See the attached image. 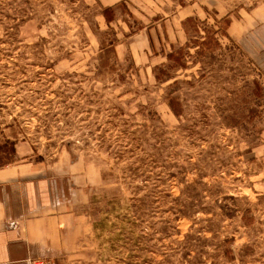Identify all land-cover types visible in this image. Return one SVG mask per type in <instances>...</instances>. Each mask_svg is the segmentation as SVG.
<instances>
[{
	"label": "rangeland",
	"instance_id": "1",
	"mask_svg": "<svg viewBox=\"0 0 264 264\" xmlns=\"http://www.w3.org/2000/svg\"><path fill=\"white\" fill-rule=\"evenodd\" d=\"M24 143L88 183L59 264H264V0H0L2 166Z\"/></svg>",
	"mask_w": 264,
	"mask_h": 264
},
{
	"label": "crops",
	"instance_id": "2",
	"mask_svg": "<svg viewBox=\"0 0 264 264\" xmlns=\"http://www.w3.org/2000/svg\"><path fill=\"white\" fill-rule=\"evenodd\" d=\"M16 146L22 163L0 166V264H22L48 253L77 250L88 183L79 185L72 162L46 165ZM19 161V160H18Z\"/></svg>",
	"mask_w": 264,
	"mask_h": 264
},
{
	"label": "trees",
	"instance_id": "3",
	"mask_svg": "<svg viewBox=\"0 0 264 264\" xmlns=\"http://www.w3.org/2000/svg\"><path fill=\"white\" fill-rule=\"evenodd\" d=\"M187 20H191V18H188ZM110 45L112 46L113 43H111ZM180 54H182V55H180ZM166 58L169 61V63L173 62L172 66H179V67H185L186 66V63L184 61L183 48H179V49L174 50L170 53H167ZM159 71L164 75L167 74V71H165L163 68H159ZM158 77H159V79L161 78L159 75H158ZM168 104L171 107V109L173 110V112L176 114L174 106L172 105L171 101ZM7 162L8 161L3 162L2 159L0 158V166H2L4 163H7Z\"/></svg>",
	"mask_w": 264,
	"mask_h": 264
},
{
	"label": "built area",
	"instance_id": "4",
	"mask_svg": "<svg viewBox=\"0 0 264 264\" xmlns=\"http://www.w3.org/2000/svg\"><path fill=\"white\" fill-rule=\"evenodd\" d=\"M57 258L54 254H48L34 259H27L22 264H59Z\"/></svg>",
	"mask_w": 264,
	"mask_h": 264
}]
</instances>
